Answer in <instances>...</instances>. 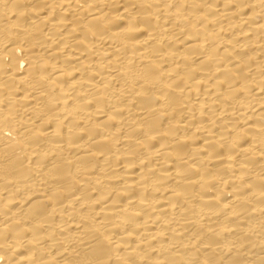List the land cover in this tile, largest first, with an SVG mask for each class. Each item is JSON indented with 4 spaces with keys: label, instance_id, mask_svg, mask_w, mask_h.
<instances>
[{
    "label": "bare ground",
    "instance_id": "6f19581e",
    "mask_svg": "<svg viewBox=\"0 0 264 264\" xmlns=\"http://www.w3.org/2000/svg\"><path fill=\"white\" fill-rule=\"evenodd\" d=\"M0 264H264V0H0Z\"/></svg>",
    "mask_w": 264,
    "mask_h": 264
}]
</instances>
